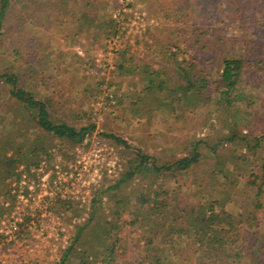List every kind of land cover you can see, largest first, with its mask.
<instances>
[{"label": "rangeland", "instance_id": "obj_1", "mask_svg": "<svg viewBox=\"0 0 264 264\" xmlns=\"http://www.w3.org/2000/svg\"><path fill=\"white\" fill-rule=\"evenodd\" d=\"M240 1L245 16L262 6ZM230 2L204 0L201 12H195V8L183 12L184 16L189 15L183 23L198 24L211 37L221 33L226 46L235 52L247 55L252 51L255 57L251 62L256 67L264 54V21L241 27L228 15L233 10ZM208 4L215 9L207 8ZM161 5L162 0H73L69 8L61 9L54 0H13L0 40V74L13 73L21 78V87L52 97L58 120L80 127L91 119L97 132L85 146L68 149L66 155L58 140L38 129L33 116L4 100L5 91L0 85V264H60L75 232L74 225L87 222L96 194L121 180L128 156L133 158L142 152L159 160L168 155L180 158L192 142L203 140L221 146V153L228 157L235 151L248 158L255 139L260 141L257 150L264 155V74L255 76L248 72L245 99L229 106L220 107L216 101L194 112H161L142 105L131 107L124 101L126 92L133 93L132 102L140 97L139 80L119 72V62L160 68L166 77L173 75L158 50L163 42L176 45L179 35L166 36L172 24L165 19ZM84 9L112 13L117 30H93L74 38L68 30L70 22L75 12ZM196 15L203 19L193 21ZM214 15L219 19H212ZM211 67L212 64L207 68L210 74ZM97 87V93L91 94L89 90ZM235 131L248 144H241V140L240 145L228 144L226 141L233 138ZM104 134L121 137L130 149L116 147ZM5 141L40 151L42 170L32 169L29 173L24 164L16 163ZM216 164L213 159L186 177L167 174L158 186L170 192L177 208L193 209L203 193L208 195L214 187L203 181L204 176L208 177L215 166L216 170L224 169ZM251 174L261 177L262 170L252 168L247 176ZM142 184L143 181H136V185ZM256 184H243L239 194L248 210L258 181ZM194 189L202 195L197 196ZM57 199L76 205L77 215L72 223L68 214L50 211ZM108 199L109 195H104L105 204ZM261 202L264 205V196ZM251 206L252 210L253 203ZM27 218L34 220L32 227L21 234L22 242L15 241L19 229L12 231V226ZM125 220L117 264H139L144 250L141 231L129 216ZM257 223L264 225V208L258 213ZM242 247L243 264H264V229L246 232Z\"/></svg>", "mask_w": 264, "mask_h": 264}, {"label": "trees", "instance_id": "obj_2", "mask_svg": "<svg viewBox=\"0 0 264 264\" xmlns=\"http://www.w3.org/2000/svg\"><path fill=\"white\" fill-rule=\"evenodd\" d=\"M203 1L162 0L165 19L172 24L166 36L179 35L176 45L163 42L158 50L161 61L171 68L172 77H166L160 68L134 62L117 64L119 72L139 80L137 89L140 90V97L136 96L135 102L131 101L133 93L126 92L123 95L124 101L131 107L142 105L153 111L175 112L178 109L194 112L216 101L220 107L229 106L245 99L248 75L264 74V54L255 67L251 62L255 57L252 51L247 55L235 52L226 46L221 33L211 37L198 24L187 26L183 23L186 18L189 19V15L184 16L183 12L193 8L195 12H201ZM246 1H250V5L262 6L248 14L246 12L245 16L241 1L231 0L233 10L228 14L230 19L239 22L241 27L264 21V0ZM12 2L0 0V40L4 36ZM54 2L61 9H67L73 0ZM207 8L215 9L210 4ZM196 16L193 21L203 19L201 15ZM211 18L219 19L215 15ZM103 29L117 30L112 13H93L86 9L74 13L68 28L74 38ZM211 64L210 74L207 68ZM21 83V78L13 73L0 74V85L5 91L4 100L14 102L24 113L33 116L38 129L58 140L61 151L66 155L68 149L85 146L97 132L91 119L80 127L58 120L52 97L26 86L21 87ZM89 91L95 94L98 87ZM1 124L0 121V135ZM103 137L116 147L130 149L128 143L117 135L104 134ZM239 140L241 144H248L238 131L226 142L240 145ZM255 141L256 145L249 147L248 158L236 155L235 151L228 157L221 153V146L203 140L192 142L180 158L168 155L159 160L142 152L133 158L128 156L121 180L96 194L87 222L74 225L75 232L62 253L60 264H117L123 231L127 226L126 216L133 219L141 231L144 250L139 264H243L242 240L245 233L264 229V225L257 223L258 213L264 208L261 202L264 196V155L257 150L260 141ZM6 142L16 163L24 164L30 172L42 168L44 161L40 151L27 150L13 142ZM213 159L217 161L216 165H223L224 169L216 170L215 166L208 177L204 176L203 181H208L214 187L208 195L202 192V199L193 209L189 206L177 208L170 192L158 186V181L167 174L174 178L186 177ZM252 168H261L262 176H247ZM138 180L143 181V184L136 185ZM257 181L259 186H256V195L250 199L254 206L251 210V203L248 210L239 199V194L243 184L257 185ZM194 191L197 196L202 195L196 189ZM104 195H109L107 204L103 201ZM50 211L68 214L70 223L77 215L76 205L62 199L53 201ZM31 221V218H27L18 225L21 234ZM244 225L245 228L242 227ZM261 257L264 260V253Z\"/></svg>", "mask_w": 264, "mask_h": 264}, {"label": "built area", "instance_id": "obj_3", "mask_svg": "<svg viewBox=\"0 0 264 264\" xmlns=\"http://www.w3.org/2000/svg\"><path fill=\"white\" fill-rule=\"evenodd\" d=\"M40 170H42V169H40ZM40 170H35V171H40ZM30 173H31V172H30ZM22 178H23V176H22ZM29 188H31V187H29ZM18 193H19V192H18ZM19 197H20V193H19ZM24 221H25V219H21V220H19V222H20L19 224H22ZM33 222H34V220H32V221L28 224V226L26 227V230H27V229L29 230V229L32 227L31 225L33 224ZM19 224H18V223H17V224H14V225L12 226V231H15V230L18 231V229H19V232H17L16 235H15V236H16L15 241H16V240H19V241L22 242L23 240L21 239V238H22V235H21V233H20V232H21V228L18 226ZM29 225H30V226H29ZM3 233L6 235L7 232H3ZM18 233H19V236H18ZM5 235H4V236H5ZM5 237H6V236H5Z\"/></svg>", "mask_w": 264, "mask_h": 264}]
</instances>
